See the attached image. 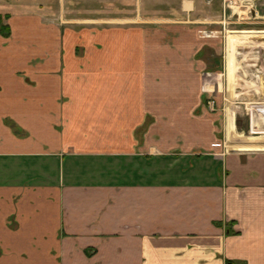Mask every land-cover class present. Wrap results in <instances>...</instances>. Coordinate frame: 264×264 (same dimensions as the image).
I'll list each match as a JSON object with an SVG mask.
<instances>
[{
  "label": "crops",
  "instance_id": "crops-1",
  "mask_svg": "<svg viewBox=\"0 0 264 264\" xmlns=\"http://www.w3.org/2000/svg\"><path fill=\"white\" fill-rule=\"evenodd\" d=\"M197 10L0 16V264H264V150L218 135L221 40Z\"/></svg>",
  "mask_w": 264,
  "mask_h": 264
},
{
  "label": "rangeland",
  "instance_id": "rangeland-1",
  "mask_svg": "<svg viewBox=\"0 0 264 264\" xmlns=\"http://www.w3.org/2000/svg\"><path fill=\"white\" fill-rule=\"evenodd\" d=\"M185 1L0 0V16L4 22L12 14L16 23L26 14L31 22L69 29L84 20L104 23V20L113 19L133 21L149 17L183 18L186 14L182 12L180 16L178 12ZM195 1L198 10L193 17L216 21L210 34L221 40L223 85L218 91L207 93L204 100L205 103L208 101L207 106H211L212 113L216 112L218 102L221 105L223 114L219 125L223 130L218 135L225 141L227 149L264 150V133L253 132L251 128L253 107L264 106V0L258 1L257 12L249 13L246 9L241 16L230 11L224 16L222 0ZM216 8H220V11L222 9V12H214ZM36 31L28 35L26 30V34L30 37ZM197 113L200 111L197 110ZM263 116L259 120L264 125Z\"/></svg>",
  "mask_w": 264,
  "mask_h": 264
},
{
  "label": "built area",
  "instance_id": "built-area-1",
  "mask_svg": "<svg viewBox=\"0 0 264 264\" xmlns=\"http://www.w3.org/2000/svg\"><path fill=\"white\" fill-rule=\"evenodd\" d=\"M259 0H222L223 14L226 16L227 11L232 14L237 13L241 16V13L246 10L249 13L256 11V6ZM245 8V9H244Z\"/></svg>",
  "mask_w": 264,
  "mask_h": 264
},
{
  "label": "bare ground",
  "instance_id": "bare-ground-1",
  "mask_svg": "<svg viewBox=\"0 0 264 264\" xmlns=\"http://www.w3.org/2000/svg\"><path fill=\"white\" fill-rule=\"evenodd\" d=\"M252 112H253V113H251V115H252V120H251L252 121V125H251L252 131L258 132V133L259 132L264 133V125H263L262 121L259 120L264 114V106H261V105L254 106Z\"/></svg>",
  "mask_w": 264,
  "mask_h": 264
},
{
  "label": "trees",
  "instance_id": "trees-1",
  "mask_svg": "<svg viewBox=\"0 0 264 264\" xmlns=\"http://www.w3.org/2000/svg\"><path fill=\"white\" fill-rule=\"evenodd\" d=\"M1 32L4 34V35H8L9 34V29L8 27L5 25V24H2L1 22ZM226 264H240V263H235L231 260H227L226 261Z\"/></svg>",
  "mask_w": 264,
  "mask_h": 264
}]
</instances>
